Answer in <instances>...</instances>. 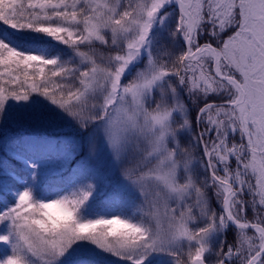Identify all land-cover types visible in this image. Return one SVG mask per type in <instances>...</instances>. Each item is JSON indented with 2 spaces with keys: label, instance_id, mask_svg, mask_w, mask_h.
I'll list each match as a JSON object with an SVG mask.
<instances>
[{
  "label": "snow or ice",
  "instance_id": "obj_1",
  "mask_svg": "<svg viewBox=\"0 0 264 264\" xmlns=\"http://www.w3.org/2000/svg\"><path fill=\"white\" fill-rule=\"evenodd\" d=\"M0 244L264 264V0H0Z\"/></svg>",
  "mask_w": 264,
  "mask_h": 264
},
{
  "label": "trees",
  "instance_id": "obj_2",
  "mask_svg": "<svg viewBox=\"0 0 264 264\" xmlns=\"http://www.w3.org/2000/svg\"><path fill=\"white\" fill-rule=\"evenodd\" d=\"M218 101H219V100H218ZM218 101H217V102H218ZM237 138H238V137H237ZM247 215H248L249 219H252V217H253V213H252L251 211H249V212L247 213ZM228 238H229V239L232 238V234H231V233L229 234ZM2 245H3V244H0V247H1ZM2 254H3V253L1 252V248H0V257H2Z\"/></svg>",
  "mask_w": 264,
  "mask_h": 264
},
{
  "label": "rangeland",
  "instance_id": "obj_3",
  "mask_svg": "<svg viewBox=\"0 0 264 264\" xmlns=\"http://www.w3.org/2000/svg\"><path fill=\"white\" fill-rule=\"evenodd\" d=\"M221 102V101H219ZM45 187H47V184H45ZM97 211H99V209H97ZM1 252L3 253L2 256L5 254V252L7 251V246L5 245H2L1 247Z\"/></svg>",
  "mask_w": 264,
  "mask_h": 264
}]
</instances>
